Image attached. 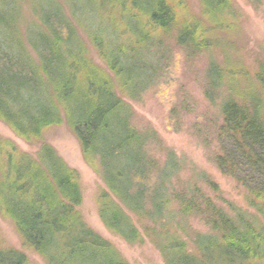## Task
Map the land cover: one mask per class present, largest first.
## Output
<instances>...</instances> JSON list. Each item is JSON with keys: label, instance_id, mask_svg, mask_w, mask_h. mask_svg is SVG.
I'll return each instance as SVG.
<instances>
[{"label": "trees", "instance_id": "1", "mask_svg": "<svg viewBox=\"0 0 264 264\" xmlns=\"http://www.w3.org/2000/svg\"><path fill=\"white\" fill-rule=\"evenodd\" d=\"M200 2L197 17L183 0H65L67 16L57 0H0V121L34 142L66 118L107 188L99 196L101 221L125 242L143 237L119 204L151 222L147 229L166 264H264V72L256 76L259 90L242 91L231 84L237 73L230 68L210 59L204 71V96L219 123L214 163L244 186L255 216L231 203L220 206L195 182H173L177 161L155 160L159 139L132 124L121 97L136 99L148 87L174 83L170 42L192 61L219 44V32H229L230 1ZM74 18L106 68L93 64ZM80 204L76 172L50 146L41 142L30 155L0 139V215L25 247L45 264H128L87 226ZM0 264L28 260L0 248Z\"/></svg>", "mask_w": 264, "mask_h": 264}, {"label": "rangeland", "instance_id": "2", "mask_svg": "<svg viewBox=\"0 0 264 264\" xmlns=\"http://www.w3.org/2000/svg\"><path fill=\"white\" fill-rule=\"evenodd\" d=\"M57 1L63 2V10L67 16H70L69 4L64 3L65 0ZM183 1L191 14L200 16V0ZM229 1L231 6L229 11L233 13V15L230 13L231 29L228 30L229 32L218 33L221 36L217 46L208 49L205 55H197L194 60L189 61L180 50L173 48L174 44L170 39H166L167 43L170 42L174 53L170 72L172 75L169 77L174 83L159 89L148 87L136 99L121 97L133 114L132 124L135 127L148 129L159 139L162 152L154 157L155 160L161 162L169 156L177 161L180 170L178 169L174 175L173 182H176L175 179L195 182L220 206L231 203L255 216V212L246 204L247 194L244 186L235 178L222 174L214 163L213 157L218 151L215 139V131L219 126L218 115L216 109L204 96L206 87L204 71L210 59L216 61L222 69L230 68L237 73V75L232 74L234 80L231 84L234 87L239 86L242 91L260 89L256 76L264 72V0ZM94 7L96 10L97 6ZM91 9H87V13H92L93 9ZM23 13L26 18L32 15L30 7L24 4ZM90 17L91 14L88 18ZM77 18L70 20L88 51V56L95 66L106 68L90 40H87L85 31L78 25ZM31 57H35L32 52ZM226 89L227 87L224 86L222 90ZM262 100L264 106V96ZM173 108L176 118L170 120ZM0 139L11 141L17 150L30 155L37 152L41 142L50 146L77 174L81 192V204L78 210L87 226L108 241L128 264H166L152 242L151 232L147 229L152 224L145 218L131 214L118 203L143 237L142 242L132 244L125 242L122 237L104 226L99 213V196L102 191H107V188L100 175L83 156L81 144L66 118H63L60 125L45 128L41 140L34 142L24 141L6 123L0 121ZM202 176L217 186L216 193L208 189L200 179ZM237 176L241 180L247 178L245 174ZM246 184H249L247 180ZM193 226L198 231L205 232L201 225L195 223ZM186 242L188 251H193L194 246ZM0 248H11L23 253L28 264H45L41 257L23 245L13 224L1 215Z\"/></svg>", "mask_w": 264, "mask_h": 264}]
</instances>
